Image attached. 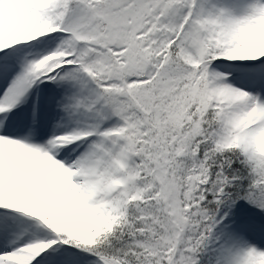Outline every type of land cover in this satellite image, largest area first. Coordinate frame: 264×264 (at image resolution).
<instances>
[{
	"label": "snow or ice",
	"instance_id": "1",
	"mask_svg": "<svg viewBox=\"0 0 264 264\" xmlns=\"http://www.w3.org/2000/svg\"><path fill=\"white\" fill-rule=\"evenodd\" d=\"M0 264H264V0H0Z\"/></svg>",
	"mask_w": 264,
	"mask_h": 264
}]
</instances>
